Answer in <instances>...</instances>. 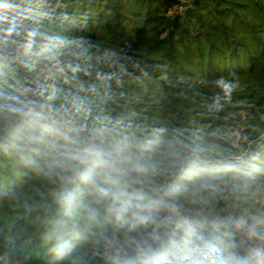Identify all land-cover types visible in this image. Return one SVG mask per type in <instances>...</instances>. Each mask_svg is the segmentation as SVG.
Here are the masks:
<instances>
[{
    "label": "trees",
    "instance_id": "obj_1",
    "mask_svg": "<svg viewBox=\"0 0 264 264\" xmlns=\"http://www.w3.org/2000/svg\"><path fill=\"white\" fill-rule=\"evenodd\" d=\"M2 4L19 7L0 8V31L25 25L83 40L93 53H115L110 70L119 83L110 82L89 122L107 118L150 141L145 155L184 193L207 198L221 184L264 191V0ZM11 82L0 67V94ZM240 122L235 140L225 130ZM50 191L48 181L15 154L11 137L0 133V264H66L49 250L57 215ZM250 217L264 234V208ZM70 242L76 264H101L90 245Z\"/></svg>",
    "mask_w": 264,
    "mask_h": 264
},
{
    "label": "clouds",
    "instance_id": "obj_2",
    "mask_svg": "<svg viewBox=\"0 0 264 264\" xmlns=\"http://www.w3.org/2000/svg\"><path fill=\"white\" fill-rule=\"evenodd\" d=\"M91 47L38 31L0 42V67L12 81L0 94V133L51 185L55 260L76 264L70 241H79L101 264H264L258 222L187 207L185 189L145 155L150 141L107 118L89 122L110 82L119 83L115 53Z\"/></svg>",
    "mask_w": 264,
    "mask_h": 264
},
{
    "label": "rangeland",
    "instance_id": "obj_3",
    "mask_svg": "<svg viewBox=\"0 0 264 264\" xmlns=\"http://www.w3.org/2000/svg\"><path fill=\"white\" fill-rule=\"evenodd\" d=\"M2 19L4 21L6 16ZM28 32H30V30L27 26L18 24L17 29L0 31V42L8 39L10 34L12 42H24ZM241 122L235 128L225 130L226 132L228 131L229 136L235 140L238 139L243 129ZM235 140L234 143H236ZM238 149H240V147H238ZM184 198L187 207L200 210L204 214L207 213L222 217L226 214L244 216L249 219L250 222L255 221L250 217L251 213L264 208V191L259 187L254 189V191H250L245 188H238L236 185L226 186L221 184L210 197L203 198L199 194L184 193Z\"/></svg>",
    "mask_w": 264,
    "mask_h": 264
},
{
    "label": "built area",
    "instance_id": "obj_4",
    "mask_svg": "<svg viewBox=\"0 0 264 264\" xmlns=\"http://www.w3.org/2000/svg\"><path fill=\"white\" fill-rule=\"evenodd\" d=\"M178 11L181 13L183 11V8H179ZM228 215H230V214H226L225 216H228ZM213 216H219V215H213ZM237 217H239V216H237ZM238 242H239V238H238ZM256 243L260 244V245H264V241L263 240H258V241H256Z\"/></svg>",
    "mask_w": 264,
    "mask_h": 264
}]
</instances>
